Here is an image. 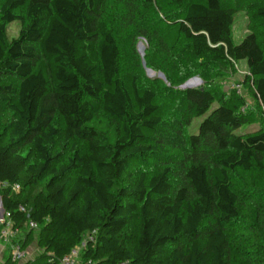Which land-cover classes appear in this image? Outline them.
<instances>
[{"label": "trees", "instance_id": "16d2710c", "mask_svg": "<svg viewBox=\"0 0 264 264\" xmlns=\"http://www.w3.org/2000/svg\"><path fill=\"white\" fill-rule=\"evenodd\" d=\"M137 1L0 0V182L20 186L19 193L0 189V198L23 249L34 230L23 228L16 210L30 209L42 251L23 264H60L84 240L83 264H264V229L230 233L239 202L232 175L262 170L264 162V7L257 10L261 37L251 32L235 44L237 11L225 0H156L162 16L179 11L156 33L167 53L184 42L191 62L225 70L246 61L263 129L237 134L249 120L236 104L210 89H187L185 127L218 105L183 137L178 160L148 176L130 165L165 151L157 136L166 109L159 91L121 68L105 20L116 2L125 11L122 27L134 28ZM12 23L19 31L9 38ZM247 216L257 227L259 209L250 206Z\"/></svg>", "mask_w": 264, "mask_h": 264}, {"label": "rangeland", "instance_id": "374dc122", "mask_svg": "<svg viewBox=\"0 0 264 264\" xmlns=\"http://www.w3.org/2000/svg\"><path fill=\"white\" fill-rule=\"evenodd\" d=\"M152 2V4L143 0L136 2L134 28H138L139 31L135 34L134 28L122 27L121 18L125 11L120 4L111 2L105 17L121 51V68L136 72L145 86H151L159 91L160 101L166 109L162 133L157 136V140L166 146L165 151L161 156H145L130 165L132 172H144L148 176L160 170L165 162L178 160L180 150L185 144L183 137L195 133L200 123L218 105L216 100L205 115L195 117L185 127L183 125L185 115L182 99V93L187 90L185 85L192 89H210L216 98L222 96L229 104H236L239 112L245 114L249 120L246 125L236 131L237 134L245 135L263 129L261 111L252 97L251 87L245 84V77L248 75L246 61L242 60L225 70L207 62H191L188 48L184 42L179 43L176 49L167 53L158 45L156 33L163 32L167 27L166 18L173 21L177 18L179 11L169 10V17H165L156 9L158 1L152 0ZM225 3L237 11L231 30L235 44L241 43L251 32L261 37L263 28L260 25L257 10L264 7V0H225ZM141 30L145 31L150 40L139 35ZM18 31V23H12L7 27L9 38L16 37ZM166 75L172 78L174 84L168 81ZM235 97L241 98L243 104L236 102ZM5 118L4 114L0 115V121ZM157 140H154L153 143H156ZM22 153L26 155L28 149ZM232 187L239 202L238 218L230 226L231 235L235 238H243L242 235L259 236L264 229V162L262 170L234 172ZM250 206H255L260 211L257 227L253 226L247 216ZM37 235L38 229L31 232L30 241L25 248L29 261L42 253L37 245ZM84 239H87V236Z\"/></svg>", "mask_w": 264, "mask_h": 264}, {"label": "built area", "instance_id": "2783aa9c", "mask_svg": "<svg viewBox=\"0 0 264 264\" xmlns=\"http://www.w3.org/2000/svg\"><path fill=\"white\" fill-rule=\"evenodd\" d=\"M0 189H9L12 193H19L20 186L17 184H8L0 182ZM19 214L24 217L23 228L27 231L36 230L38 224L31 219L30 209L23 204H20L16 210ZM0 241L8 250V259L11 264H23L28 260V253L21 247L19 242L22 233L21 229L15 226V221L12 218L10 212L4 210L1 198H0ZM86 240H84L80 245L73 247L69 253L64 255L60 264H83L81 263V251L85 246ZM5 259L0 260V264H4ZM119 264H128V262H120Z\"/></svg>", "mask_w": 264, "mask_h": 264}, {"label": "crops", "instance_id": "0c3cea01", "mask_svg": "<svg viewBox=\"0 0 264 264\" xmlns=\"http://www.w3.org/2000/svg\"><path fill=\"white\" fill-rule=\"evenodd\" d=\"M8 256V250L0 241V260L3 258L5 259Z\"/></svg>", "mask_w": 264, "mask_h": 264}, {"label": "water", "instance_id": "95a60500", "mask_svg": "<svg viewBox=\"0 0 264 264\" xmlns=\"http://www.w3.org/2000/svg\"><path fill=\"white\" fill-rule=\"evenodd\" d=\"M185 87H187V89H191V87H190V86H188V85H185Z\"/></svg>", "mask_w": 264, "mask_h": 264}]
</instances>
